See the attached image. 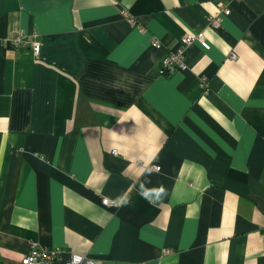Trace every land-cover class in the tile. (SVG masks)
<instances>
[{
    "label": "crops",
    "instance_id": "0c3cea01",
    "mask_svg": "<svg viewBox=\"0 0 264 264\" xmlns=\"http://www.w3.org/2000/svg\"><path fill=\"white\" fill-rule=\"evenodd\" d=\"M191 31L210 47L162 73ZM32 241L49 264H264V0H0V264Z\"/></svg>",
    "mask_w": 264,
    "mask_h": 264
},
{
    "label": "built area",
    "instance_id": "2783aa9c",
    "mask_svg": "<svg viewBox=\"0 0 264 264\" xmlns=\"http://www.w3.org/2000/svg\"><path fill=\"white\" fill-rule=\"evenodd\" d=\"M218 9L213 15L208 16L209 24L216 28L219 26L221 16L220 12L228 14L229 10L226 8H222L219 6ZM123 16L127 15L125 10L121 11ZM130 20H133L130 18ZM192 40L198 41L201 46L205 49L210 47L209 42L206 39L203 31L196 32H186L181 39V45L176 50L168 52L164 55L160 61V71L162 73H171L176 70H185L188 68V65L184 61V48L187 44H189ZM4 46H11L12 48L18 49L25 46H30L34 55H38L40 52V41L37 39L36 34H26L23 31L16 32L13 36L9 38H5L1 41ZM159 44L158 40H152V46H157ZM230 56L233 58L236 56L234 51L231 52ZM205 83V81H204ZM115 152V150H114ZM154 169H159L158 166H152ZM102 203L106 206H113L115 202L110 200L107 197H103ZM165 252H170V249L165 250ZM61 253L60 249H45L42 248L38 242L32 241L30 243L28 252L21 258L20 262L22 264H49L52 260L59 258ZM262 255L264 256V245L262 248ZM64 264H96L95 260L87 257L82 254L72 252L69 259L64 262Z\"/></svg>",
    "mask_w": 264,
    "mask_h": 264
}]
</instances>
